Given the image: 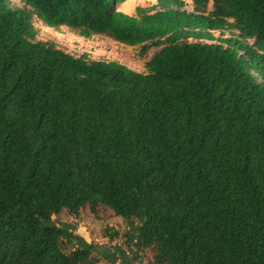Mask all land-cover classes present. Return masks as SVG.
I'll return each mask as SVG.
<instances>
[{
  "label": "trees",
  "instance_id": "16d2710c",
  "mask_svg": "<svg viewBox=\"0 0 264 264\" xmlns=\"http://www.w3.org/2000/svg\"><path fill=\"white\" fill-rule=\"evenodd\" d=\"M18 1L0 0V264H97L52 217L100 206L153 264H264V0ZM34 16L161 48L145 73L76 57Z\"/></svg>",
  "mask_w": 264,
  "mask_h": 264
},
{
  "label": "rangeland",
  "instance_id": "374dc122",
  "mask_svg": "<svg viewBox=\"0 0 264 264\" xmlns=\"http://www.w3.org/2000/svg\"><path fill=\"white\" fill-rule=\"evenodd\" d=\"M13 4L22 6L18 0H11ZM187 8L192 9V0H184ZM155 0H126L118 4L117 9L129 15H138L136 8H148ZM212 0H208L206 11L212 8ZM33 25L37 29V40L53 41L60 49L75 55H86L88 60H116L130 69L145 73L146 62L157 53L161 46L151 47L144 54L140 46H127L114 41L105 35L96 34L90 38L79 37L75 30L61 27L60 31L46 27L37 17H33ZM237 33L235 30H226L225 36ZM59 226H64L81 236L88 243H94L98 247L101 257L97 264H125L124 256L117 250L121 248L128 251L127 257L130 264H153V252L150 249L137 250L134 246L128 250L127 234L131 223L137 224L136 220H126L116 216L111 210L100 206L97 216L93 215L88 208H83L77 216L62 211L52 217Z\"/></svg>",
  "mask_w": 264,
  "mask_h": 264
}]
</instances>
